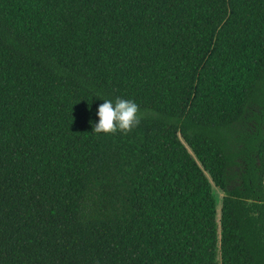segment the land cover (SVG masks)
Listing matches in <instances>:
<instances>
[{"label":"trees","instance_id":"trees-1","mask_svg":"<svg viewBox=\"0 0 264 264\" xmlns=\"http://www.w3.org/2000/svg\"><path fill=\"white\" fill-rule=\"evenodd\" d=\"M0 264H264V0H0Z\"/></svg>","mask_w":264,"mask_h":264},{"label":"clouds","instance_id":"clouds-1","mask_svg":"<svg viewBox=\"0 0 264 264\" xmlns=\"http://www.w3.org/2000/svg\"><path fill=\"white\" fill-rule=\"evenodd\" d=\"M96 110L97 120L92 132L115 133L117 130L127 132L138 124V105L134 100L116 98L103 99ZM91 123V122H90Z\"/></svg>","mask_w":264,"mask_h":264},{"label":"rangeland","instance_id":"rangeland-1","mask_svg":"<svg viewBox=\"0 0 264 264\" xmlns=\"http://www.w3.org/2000/svg\"><path fill=\"white\" fill-rule=\"evenodd\" d=\"M212 194L215 197L217 220H219V211H220L223 195H222V192L220 190H218L217 188L213 187V185H212Z\"/></svg>","mask_w":264,"mask_h":264}]
</instances>
